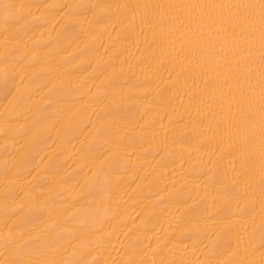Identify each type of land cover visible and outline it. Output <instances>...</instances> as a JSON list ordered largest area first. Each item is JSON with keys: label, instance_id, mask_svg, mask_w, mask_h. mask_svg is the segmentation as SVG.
I'll use <instances>...</instances> for the list:
<instances>
[{"label": "bare ground", "instance_id": "bare-ground-1", "mask_svg": "<svg viewBox=\"0 0 264 264\" xmlns=\"http://www.w3.org/2000/svg\"><path fill=\"white\" fill-rule=\"evenodd\" d=\"M0 264H264V0H0Z\"/></svg>", "mask_w": 264, "mask_h": 264}]
</instances>
